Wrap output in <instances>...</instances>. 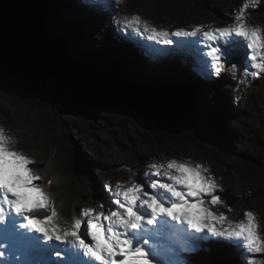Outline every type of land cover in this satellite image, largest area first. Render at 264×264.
Returning <instances> with one entry per match:
<instances>
[{
	"label": "rangeland",
	"instance_id": "374dc122",
	"mask_svg": "<svg viewBox=\"0 0 264 264\" xmlns=\"http://www.w3.org/2000/svg\"><path fill=\"white\" fill-rule=\"evenodd\" d=\"M85 1L46 0L42 10H38L46 28L32 45L52 49L60 42V30L66 27L70 37L65 46L68 51L62 56L94 74L96 83L79 85L72 79L49 78L46 87L37 91L0 72V126L15 136L18 148L35 158L37 163L31 167L40 169L41 175L45 172L59 175L68 184L69 190H65L71 199L68 217L73 214L79 217L83 209L98 208L101 204L105 210H115L116 182L134 177L137 183L147 185L149 180L143 176L147 164L162 157H190L209 165L222 187L216 192L220 202L213 203L210 210L214 215L226 217L223 226L244 221V213L252 210L264 237V73L256 78L250 75L253 69L246 61V42L241 43L242 38L230 37L210 45L202 36L203 31L234 24L245 0ZM134 15L141 18L140 33L127 26ZM244 16L249 24L264 28V0L250 3ZM143 22L148 23L149 29L169 33L172 43L148 41L151 32H145ZM197 26L202 30L196 37L171 35L181 29L192 31ZM235 41L239 51L231 54L225 51ZM211 46L220 47L224 55L218 74L211 68V57L199 68L194 66L197 55L206 56ZM131 52L134 57L129 56ZM123 62L134 63L138 69L128 70L121 65ZM189 63L192 74L187 70ZM111 64L122 67L127 84L129 79L148 82L150 76L162 84H171L174 78L193 83L198 80L200 86L195 88L191 108L206 109L204 124L213 123V119L220 136L196 135L169 118L155 121L142 114L123 94L111 90L108 77ZM222 74L226 77L227 96H223V91L216 92L214 86L202 96L201 82L210 83ZM54 87L62 91L59 102L54 101L51 91ZM237 95L241 97L239 101L235 99ZM184 120H190L186 113ZM53 154L52 170L45 166ZM106 183L110 185L108 189ZM54 185L51 190L56 192ZM227 197L233 200V205L228 204ZM60 199L56 196L57 206L61 205ZM212 226L220 228V224ZM83 227L81 238L90 243ZM42 241L46 243L44 247L32 250L35 256L25 254L21 264L50 263L48 250L52 259L64 264L68 256L63 253L71 254V249L61 251L60 246L67 247L66 243L54 241L52 245L51 241ZM190 241L184 245V251L178 252V264H250V261L264 264V253L248 254L239 243L225 238L213 236L208 248L198 240L196 247L201 245L202 251L196 254L187 250L197 244ZM231 248L237 251L233 254ZM223 255L229 257V262H222ZM0 264L5 263L0 259Z\"/></svg>",
	"mask_w": 264,
	"mask_h": 264
},
{
	"label": "clouds",
	"instance_id": "9594fccd",
	"mask_svg": "<svg viewBox=\"0 0 264 264\" xmlns=\"http://www.w3.org/2000/svg\"><path fill=\"white\" fill-rule=\"evenodd\" d=\"M256 3L258 4L259 0H256ZM247 20L248 18L243 16L236 23L244 24L249 30L246 39L250 41V57H254L251 60L252 69L256 73H264V28L260 25L253 26ZM235 99L239 101L241 97L237 95ZM17 145L18 140L15 136L0 126V222L4 220L6 214H15L23 219L20 227L42 235L46 242L67 243L73 249L80 250L85 258H90L95 264H119V261H115L113 257L118 248L126 247L119 232L127 224V220L114 210H105L103 204L98 208L83 209L79 217L75 214L71 218L63 215L56 203L57 193L51 190L52 185L62 182L61 177L49 175L48 172L41 175L40 169L30 166L37 163L35 158ZM53 156L54 154L49 157L46 168L51 167ZM143 176L149 180L150 187L164 191L166 201H170L168 211L174 215L194 219L204 218L209 226L216 223L220 224L221 229L225 228L223 223L212 221L204 214V209L213 214L210 210L213 205V193H210L208 189L214 187L216 191L222 190L221 185L211 173L210 166L206 163L190 157H162L159 161L147 164L143 169ZM151 177L156 179H150ZM37 181L40 182L37 183ZM109 187L110 185L106 183L105 188ZM113 190L116 196L122 197L129 205H132L140 186L134 177H129L127 181L116 182ZM62 204L61 201V206ZM201 204L203 208L200 207ZM150 207L153 211L163 210L155 201ZM126 211L131 218V208ZM33 213L37 215H32ZM245 213H250L256 218V213L252 210ZM217 217L223 219L225 216L220 214ZM245 223L247 228H240L239 231H246L250 237L253 224L250 220L239 222V224ZM82 225L90 243H86L81 238ZM228 228L236 229L237 224L229 225ZM258 242L264 250V237H261L260 233Z\"/></svg>",
	"mask_w": 264,
	"mask_h": 264
},
{
	"label": "snow or ice",
	"instance_id": "6c2138e0",
	"mask_svg": "<svg viewBox=\"0 0 264 264\" xmlns=\"http://www.w3.org/2000/svg\"><path fill=\"white\" fill-rule=\"evenodd\" d=\"M250 3H256V0H245L239 14L235 17L234 24L229 27H219L215 30L203 31L202 36L204 41L209 42L210 45L214 44L218 40L224 41L230 37L242 38L241 43L246 42V61L250 62V67L252 69L251 60L254 57H250V41L246 39L249 34V30L244 26V24L236 23V21L242 19L244 11L249 7ZM141 23V18L134 15L127 21V26L132 29L133 32L140 33ZM143 26L145 32H151V34L147 36L148 41H156L157 44L163 45L172 43V41L168 39L169 33L166 31H158L154 27L149 29L147 22H143ZM201 30V27L197 26L192 31H185L181 29L171 33V35L176 37H196L198 33H201ZM158 37L159 39H157ZM225 51H228L230 54L239 51L236 41L230 42ZM208 57H211V68L214 70V73L218 74L220 66L224 60V55L221 52L220 47L211 46L210 51L207 52L206 56L197 55L194 66L199 68L201 63L207 60ZM245 68L247 70V66ZM260 74L261 73H256L254 70L250 72V75L253 78L258 77ZM138 184L140 186V190L136 192V200L132 205H129L120 196H117L118 198L114 202L117 206L114 211L123 219L127 220V224L124 226L122 231L119 232V235L124 240L126 247L123 249L118 248L113 257L115 261H119V264H137V262H139V264H151L149 253L145 250L144 245H148L151 248H158L161 238H171V236L177 231L171 222H175L176 225H186L189 233H207L211 236L237 242L248 254L255 255L264 253V250L261 249L258 242L259 227L257 220L250 213H244V220H250L253 224V232L249 237L246 231H239L240 228H247L246 223H238L236 229L228 227L221 229L209 226L205 223L204 218L194 219L192 217L176 216L172 212L168 211L170 201H166L165 193L162 189H153L149 186V184L145 185L143 182ZM146 188L150 189V191H146ZM208 191L213 193L212 203H219L221 198L216 194V189L214 187H210ZM142 201L144 203H141ZM153 201H155V203L163 210L153 211L150 207ZM200 207L203 208V205L201 204ZM129 208H131V218H129L126 211ZM145 213H147V215ZM204 214L206 218H210L212 221H219L220 223L226 221V217L221 219L220 217L209 213L207 209H204ZM165 217L168 219H164ZM152 225H158V227L154 230L146 227ZM141 228H143V231H140ZM83 232L86 235L84 229ZM149 235L156 238L153 244H149V240L145 238ZM134 237L141 239V243H137L135 247L133 246ZM0 256H4V254L0 253ZM250 264H256V262L250 261Z\"/></svg>",
	"mask_w": 264,
	"mask_h": 264
},
{
	"label": "trees",
	"instance_id": "16d2710c",
	"mask_svg": "<svg viewBox=\"0 0 264 264\" xmlns=\"http://www.w3.org/2000/svg\"><path fill=\"white\" fill-rule=\"evenodd\" d=\"M43 3H46V0H0V15L15 25L30 30L31 33L39 34L46 28L38 12L39 8L42 10ZM49 29H46V31ZM65 30L66 27L60 30V34L58 35L60 42L57 46H54L52 49L45 46L40 47L42 64L49 72L48 78L72 79L79 85H85L88 82L96 83L94 74L85 72L79 63L75 62L74 65L73 60L65 59L62 56L68 51L65 46L70 37ZM32 37L33 35H31ZM121 65L129 70V65L132 66V63L123 62ZM190 66H192L191 63L187 66V70L189 71ZM80 69L82 70L80 71ZM108 77L110 79L109 85L111 86V90L123 94L129 104H132L156 121L169 118L175 123L184 125L183 128L190 129L193 134L206 137L208 133L213 134L218 129L213 119V123L204 124V121H206V109L198 111L191 108L192 96L195 94L194 91L200 86V82L196 79L194 83L178 79L171 84H162L157 78L150 76L148 82L129 80L130 84H127L125 82L124 71L118 65L111 66L108 71ZM209 82H201L203 96L206 94V91H211L213 86L216 92L217 90L223 91L225 93H222L223 95L229 92L224 74L218 76L215 81L210 80ZM51 91L54 101L59 102L62 97L61 89L54 87ZM209 100L211 101V99ZM184 113L189 116L190 120L188 122L184 120ZM206 127H211V130ZM226 260V257H224L222 262L225 263Z\"/></svg>",
	"mask_w": 264,
	"mask_h": 264
},
{
	"label": "water",
	"instance_id": "95a60500",
	"mask_svg": "<svg viewBox=\"0 0 264 264\" xmlns=\"http://www.w3.org/2000/svg\"><path fill=\"white\" fill-rule=\"evenodd\" d=\"M37 39L38 34L0 15V72L17 79L30 90L41 91L47 85L49 72L42 64L40 47L32 45ZM227 199L229 205L234 204L229 197Z\"/></svg>",
	"mask_w": 264,
	"mask_h": 264
},
{
	"label": "bare ground",
	"instance_id": "6f19581e",
	"mask_svg": "<svg viewBox=\"0 0 264 264\" xmlns=\"http://www.w3.org/2000/svg\"><path fill=\"white\" fill-rule=\"evenodd\" d=\"M92 0H86L85 2H91ZM85 2H84V4H85ZM70 35V34H69ZM132 49V48H131ZM133 51V50H132ZM134 52V51H133ZM133 52H131L132 54H129V56H132V57H134L133 56ZM189 55V54H188ZM190 56V55H189ZM132 67H134V68H132ZM130 68H132V69H138V66L137 65H135L134 63H132V66H130L129 65V70H130ZM177 77V76H176ZM188 78H189V76H187V80H188ZM130 81L132 80V79H129ZM133 80H135L136 81V79H133ZM175 80H178V78L177 79H173V83L175 82ZM179 80H182V78H180ZM184 80V79H183ZM203 96V95H202ZM204 96H205V94H204ZM223 96H227V95H223ZM220 98H222V96L220 97ZM227 98V97H226ZM209 99H211V98H209ZM219 127H218V129H217V131L215 132V133H213L214 135H217V136H220L219 135ZM55 168V163L54 164H51V167H50V169H54ZM54 189H55V193H57V197L59 198H61L60 199V201H62L63 202V204H62V206L60 205V203H59V205H58V207L60 208V211L62 212V214L63 215H65V216H67L68 217V210H69V208H70V206H71V199H70V195H68V192H66L65 190H69V187H68V184L67 183H65V181H63V182H61V183H59V184H56V185H54ZM32 215H37L36 213H33ZM172 225H173V227L177 230L176 232H175V234H173L172 236H171V238H168V237H166V238H168L169 240L170 239H175L178 243L180 242V240H181V248H179L178 250H174V251H169L168 253H167V255H166V257L164 258V260H167L170 264H178L179 262H180V257H179V254H178V252H180V251H184L185 250V248H184V245H186V243H188L190 240H193V241H196V243L197 244H195V245H192V246H189L188 247V252L190 253V254H196V253H198V252H196V251H202V249H200V246H198V247H196L197 245H199L198 244V240H199V243H204V246L205 247H207V244L208 243H210V242H212V240H213V236H211V235H208L207 233H200V234H195V233H189L188 232V230H187V226L186 225H176L175 224V222H173L172 223ZM4 226H3V224H2V222H0V229H2ZM142 229V228H141ZM182 229V230H181ZM33 232L34 231H32V232H28V237H27V240L24 242V241H20V240H18V242L19 243H21L22 245L23 244H25V243H27V244H31V245H33V246H37V245H40L41 243H40V241L37 243V244H35V243H33V240H36V239H38V233H35V235H33L32 236V234H33ZM215 237V236H214ZM165 238V237H164ZM200 238V239H199ZM215 238H217V237H215ZM208 240V241H207ZM215 240L216 239H214V242H215ZM160 241H163V239L161 238L160 239ZM51 243H52V245L54 244V241H51ZM217 244V243H216ZM59 245V244H58ZM66 245H67V247H65V246H60L61 247V251L62 252H66V251H70V249H71V254L70 253H63V254H65L66 256H68V258L67 259H65V261H64V264H95V262L94 261H92V260H89V259H86V258H84V257H82V256H80L79 255V251L77 250V249H73L72 247H70L67 243H66ZM208 248V247H207ZM232 249V252H233V254H234V252H236L237 251V249H234V248H231ZM212 251V250H211ZM227 251V250H226ZM225 250H224V252H226ZM46 253H47V255H48V258L51 260V262L50 263H48V264H51V263H55V264H60L59 262H58V260H56L55 258L54 259H52V255L50 256V250H48V251H46ZM55 253V252H54ZM71 256V258H69ZM9 259H12L13 258V256H10V254H9ZM224 257H226V263L227 262H229V257H227V256H225V255H223V258ZM47 263V262H46ZM151 264H156V262L154 263L153 261H151ZM236 264H238V262H236ZM241 264H243V263H241Z\"/></svg>",
	"mask_w": 264,
	"mask_h": 264
}]
</instances>
